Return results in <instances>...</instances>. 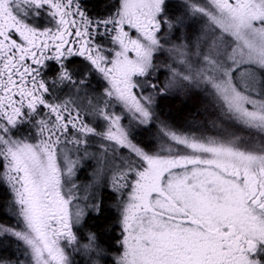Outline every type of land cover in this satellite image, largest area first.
Here are the masks:
<instances>
[{
	"label": "snow or ice",
	"instance_id": "snow-or-ice-1",
	"mask_svg": "<svg viewBox=\"0 0 264 264\" xmlns=\"http://www.w3.org/2000/svg\"><path fill=\"white\" fill-rule=\"evenodd\" d=\"M185 6L203 27L172 43L165 26L172 32L182 18L174 23L166 15L167 0H118L95 21L79 0H0V179L23 224L0 226V234L22 241L31 264H73L69 250L100 264L106 254L94 233L81 245L75 231L87 207L77 202L75 178L81 160L92 158V137L104 156L107 141L118 146L114 159L120 148L137 158H122L112 171L115 191L130 188L120 201L115 264H264V0ZM72 57L103 77L107 99L84 104L79 95L57 94L61 86L78 93L84 83L69 67ZM161 65L169 73L161 92L203 85L218 114L210 120L213 135L162 125L150 153L107 108L115 101L150 122L153 98L136 89ZM88 116L102 120V130ZM105 165L98 161L96 178Z\"/></svg>",
	"mask_w": 264,
	"mask_h": 264
},
{
	"label": "trees",
	"instance_id": "trees-1",
	"mask_svg": "<svg viewBox=\"0 0 264 264\" xmlns=\"http://www.w3.org/2000/svg\"><path fill=\"white\" fill-rule=\"evenodd\" d=\"M79 2L81 10L93 21L107 18L115 11L118 5V0H79ZM194 2H198V0H194ZM166 15L172 18L174 23L182 18V24L178 25L172 32H168L167 26H165V33L172 43H179L184 37H188L189 39L194 38L199 34L204 24V21L199 15L194 16L188 11L185 6V0H167ZM160 59L165 58L161 57ZM70 61L69 67L77 74L75 79H83L84 83L78 85V93L76 89H72L70 92L69 88L61 86L63 90L57 94L65 99L69 95H79L84 104H86L89 99L93 101H100L103 99L100 91L103 83L101 76L91 71L88 62L82 57H72ZM52 63L53 62H49V65H52ZM51 75L52 73L49 72L46 79L50 80ZM168 75L167 69L161 65L158 71L153 73L149 78L147 83L142 82V96H151L153 98V102L150 106L152 119L148 123L134 126L137 129L127 127L132 142L148 152L155 153L158 150L160 144L159 130L162 125H167L173 130L183 131L188 134L195 133L199 135L200 132L205 131V129L208 130L206 133L207 135L214 134L212 127L207 128L203 123L204 119L199 116L206 100L210 101L211 106L218 112L212 98L204 90L203 85H197L196 83L189 85L185 82L179 87L161 92L160 89L167 83ZM153 83L157 86L155 90L152 88ZM184 92L189 94V96H183L181 98V94ZM77 103H79V101H77ZM115 108L116 111H120L118 107ZM120 112V115H124L122 111ZM192 122H198L197 124L200 123V125L198 126ZM152 133L156 135L153 139H151ZM82 151H84L83 147L80 153ZM118 154L124 157L131 155L130 153H123L122 151H119ZM97 157V161L93 158L95 163H88L87 161H90V158L84 161V163L87 162L88 164L82 165L83 161H81V165L78 166L77 177H88V172H96L97 168L95 166L98 165V161L106 160V170L103 178H101V188H99L100 201H98V212L88 214L82 225L97 236L100 247L106 250V254L104 255L108 256L113 250L116 251V210L114 205L115 203L117 204L121 194L120 192L117 193V191L112 194L106 186L111 182L112 164L110 162L112 161L102 153H99ZM108 160H110V162H108ZM11 197V192L6 182L0 179V226L12 227L16 230H20V222L15 218L17 215L13 214L10 208ZM92 258L94 259L93 256L91 259ZM103 259L102 255L100 260ZM0 264H31L30 257L25 255L24 243L8 233L0 234ZM73 264L82 263L75 257L73 259Z\"/></svg>",
	"mask_w": 264,
	"mask_h": 264
},
{
	"label": "rangeland",
	"instance_id": "rangeland-1",
	"mask_svg": "<svg viewBox=\"0 0 264 264\" xmlns=\"http://www.w3.org/2000/svg\"><path fill=\"white\" fill-rule=\"evenodd\" d=\"M43 19H44V17H41V20L43 21ZM95 21V20H94ZM101 31H103V28H101ZM188 38V37H187ZM192 39V38H191ZM92 71V70H91ZM93 72H95V71H93ZM95 73H97V72H95ZM99 74V73H98ZM102 78V85H101V94H102V98L103 99H101L100 101L101 102H103V100H105V99H107L106 97H104V89H105V87H107V82L103 79V77H101ZM143 81H141V83H142ZM204 87V86H203ZM136 92H137V95L138 96H142V90L141 89H136ZM187 97V96H189V94H187V93H183V94H181V98L182 97ZM92 102H93V104H95L97 101H93L92 100ZM87 104V103H86ZM115 107H118V109L120 110V111H122V113H124V115H120V111H116V108ZM107 110L110 112V113H114L115 115H119L120 117H121V121H120V123L123 125V127L125 128V129H127V127H133L132 129H137V128H135L134 126H136L137 124H141L140 122H139V120L138 119H133L132 118V115H131V113H129V112H127L124 108H123V106L122 105H120V104H118V103H116L115 101H110L109 103H108V108H107ZM215 114H218V112L217 111H215L214 110V108L211 106V103H210V101H207L206 100V103H205V105L203 106V110L201 111V113H199V116H201L203 119H204V121H203V123H204V125L205 126H207V128H211V123H210V120L211 119H213L214 118V115ZM87 119H88V121L89 122H91L92 124H94V125H96L97 127H98V129H101L102 130V128L105 126L104 125V122L102 121V120H99V118L98 117H96V116H88L87 117ZM193 124H196V125H200V123L199 124H197L198 122H192ZM192 126H194V125H192ZM154 137H156V135L154 134V133H152V136H151V139H153ZM90 143H89V145L87 146V151H88V153L91 155V160L90 161H87L88 163H91V162H94L95 163V161L93 160V158L97 161V156H98V154L99 153H104V148H102L101 147V142L100 141H98L97 140V138H94V137H92V138H90ZM103 144L104 145H106L107 147H108V152H107V156H105V157H108L112 162H110V160H108V162H110L111 164H112V171L114 170V164L116 163V162H119L120 160H122V158H125L124 156H121V155H119L118 154V152L119 151H122L123 153H125V152H127V153H129V150L127 149V148H120L119 149V151L118 152H116V154H115V159L113 158V152L115 151V149L118 147V146H114L111 142H107V141H104L103 142ZM69 147H71V146H69ZM150 153H153V152H150ZM83 154H84V151H82L81 153H79V156H83ZM77 154L75 153V152H73V157L75 158V156H76ZM101 155V154H100ZM132 155V158L133 159H137L135 156H134V154H131ZM86 160H88V159H82L81 161H83L82 162V165H84V164H86L87 162H85L84 163V161H86ZM87 163V164H88ZM79 165H81V162H80V164ZM78 165V166H79ZM108 165V164H107ZM96 168L98 167V165H96L95 166ZM95 168V169H96ZM106 168V167H105ZM91 169H92V167H91ZM111 171V172H112ZM89 174H88V177H82V178H80V177H77V175H78V167H77V173H76V178H75V183L77 184V186H78V191H77V196H78V203H79V205L81 206V207H85V206H87V207H85V216H84V219H83V221L81 222V224L80 225H78L77 227H76V229H75V231H76V233H77V236H78V239L80 240V243H81V245L83 244V243H86L87 241H86V238H87V236L89 235V233H91L89 230H87L85 227H84V225H82L83 224V222L85 221V219H86V216L88 215V214H91V213H94L95 212V209H96V207H93V205H97V202L98 201H100V195H99V188H101L100 187V184L102 183V179L101 178H95V176H94V171H92L91 173L90 172H88ZM6 182V181H5ZM6 184H7V182H6ZM7 186H8V184H7ZM107 186V189L111 192V193H115L116 191L112 188V184H111V182L109 183V184H107L106 185ZM8 188H9V190H10V187L8 186ZM130 191V188L129 189H127V190H125V191H123V192H120V196H119V198H118V202H117V204L115 203V205H114V208H115V210H116V213H117V215H116V218H117V224H118V226L116 225V233H119L120 231V233H122V229H121V226H120V223H119V220H120V201H121V199L123 198V199H127V195H128V192ZM10 192H11V190H10ZM117 193H119V192H117ZM11 201H10V208H11V210H12V213L13 214H16L17 215V211H16V207H15V205H14V202H13V195H12V192H11ZM97 200V201H96ZM99 203V202H98ZM97 213V212H96ZM95 213V214H96ZM16 219H18V217L16 216L15 217ZM19 220V219H18ZM20 222V221H19ZM17 226V225H16ZM19 227L20 228H22L23 227V224L20 222V224H19ZM121 236H119L118 238H117V236H116V239H117V246H115L116 247V251H114L113 250V252H111V254L110 255H108V256H105V255H103V260H100V264H115V257L117 256V254L119 253V251L121 250L120 249V243H119V238H120ZM70 252H71V259H72V262H73V259L75 258V257H77V259H78V261H80V263H82V264H91V261L93 260V258L91 259V255H89L88 253H86L85 251H83V250H81V251H72V250H69Z\"/></svg>",
	"mask_w": 264,
	"mask_h": 264
},
{
	"label": "flooded vegetation",
	"instance_id": "flooded-vegetation-1",
	"mask_svg": "<svg viewBox=\"0 0 264 264\" xmlns=\"http://www.w3.org/2000/svg\"><path fill=\"white\" fill-rule=\"evenodd\" d=\"M113 194V193H112ZM113 198H114V195H113ZM115 200V199H114ZM97 205H98V208H99V203L97 202ZM98 208H96V210H95V212H98ZM116 215H117V213H116ZM115 222H116V225L118 226V224H117V218L115 217ZM121 232V231H120ZM116 233V236H117V238L119 237V236H121L120 238H119V241L122 239V235H121V233ZM116 241H117V239H116ZM115 241V246H117V242Z\"/></svg>",
	"mask_w": 264,
	"mask_h": 264
}]
</instances>
